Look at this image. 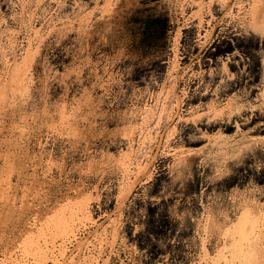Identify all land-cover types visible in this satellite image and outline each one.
<instances>
[{"label":"rangeland","instance_id":"374dc122","mask_svg":"<svg viewBox=\"0 0 264 264\" xmlns=\"http://www.w3.org/2000/svg\"><path fill=\"white\" fill-rule=\"evenodd\" d=\"M261 11L0 0V264H264Z\"/></svg>","mask_w":264,"mask_h":264},{"label":"bare ground","instance_id":"6f19581e","mask_svg":"<svg viewBox=\"0 0 264 264\" xmlns=\"http://www.w3.org/2000/svg\"><path fill=\"white\" fill-rule=\"evenodd\" d=\"M259 14V13H258ZM259 17V19L256 21V19ZM258 17L254 20V24H253V27L257 28L255 30L259 31L260 34H264V11H261L260 14L258 15ZM18 76L23 80L25 79V77L27 76L26 74V71L23 70L21 71ZM81 199V198H80ZM76 202V201H75ZM84 201L82 200L81 202L78 201L77 202V205L76 206H79L78 209L81 207V209L83 210V206H84ZM64 207V206H63ZM83 207V208H82ZM61 208V207H60ZM57 210V211H55ZM53 211V214L55 212V214L53 215V218L51 219L52 221H55L56 223L58 222V224L61 222V225L60 227L62 226L63 227V230L66 229L69 225V223H65L66 220L63 218L64 216V211L63 209L61 208L60 210L58 208H55ZM69 222V221H67ZM58 224H57V227H58Z\"/></svg>","mask_w":264,"mask_h":264}]
</instances>
